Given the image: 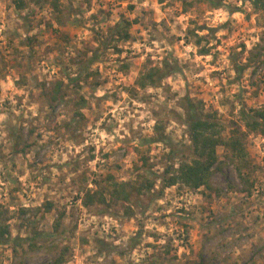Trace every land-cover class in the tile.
<instances>
[{
    "label": "rangeland",
    "instance_id": "1",
    "mask_svg": "<svg viewBox=\"0 0 264 264\" xmlns=\"http://www.w3.org/2000/svg\"><path fill=\"white\" fill-rule=\"evenodd\" d=\"M18 1L0 0V220L11 231L0 264L62 252L64 264H264V134L246 140L251 189L226 146L221 196L158 178L191 158L187 98L225 137L247 130L243 107L264 109V14L251 0H60L61 12ZM127 21L130 39L118 38ZM166 61L179 70L141 88ZM147 179L153 189L130 202L111 192ZM88 192L109 203L87 207ZM36 234V245L13 240Z\"/></svg>",
    "mask_w": 264,
    "mask_h": 264
},
{
    "label": "trees",
    "instance_id": "2",
    "mask_svg": "<svg viewBox=\"0 0 264 264\" xmlns=\"http://www.w3.org/2000/svg\"><path fill=\"white\" fill-rule=\"evenodd\" d=\"M160 1L163 2L164 0ZM59 2L60 0H51V3L56 10L59 9ZM18 3L19 9L26 7L25 1L20 0ZM251 3L255 11L264 14V0H251ZM131 26L132 23L129 21L122 24V26H120L121 29L117 33L118 38L125 40L130 39L131 34L129 31ZM195 32V29L190 30V33L192 34H195ZM198 43H200V40ZM203 53H209V49H203ZM244 69L245 67L241 66L239 71L242 72ZM178 70V65L172 66L171 63L166 61L163 67H150L142 74L138 83L141 88H146L147 86H160L164 79L170 77ZM187 101V117L185 121L188 126V133L192 142V145L189 147L192 152V154H189L191 158L189 160L181 159L178 168H175L174 164L166 166L164 172L158 176V178L162 181V189L172 187L177 184H184L192 189L204 188L208 191V196H221L223 189L215 187L213 183V175L215 173L216 166L221 167L220 154L218 152V148L220 146H226L228 148L231 153L230 161L235 164L239 177L244 183L245 189H251L255 182L245 172V169L251 167L250 154L247 148L246 140L248 133L255 132L264 134V109H246L243 107L241 115L247 130L244 131L241 126L237 125L232 134L229 137H225L223 135L224 128L219 122L201 115V113L197 111V105L190 98H187ZM155 141H166V134H159L158 138H155ZM179 153L180 151H176L175 149L171 150L170 159L172 160L176 154L178 155ZM154 185L155 181L150 179L146 180L145 186L142 185L137 188L132 186L129 182H121L115 183L111 192L116 199L130 202L135 196L134 193L136 190L139 193H141L144 189L146 191H151ZM163 191L164 190H161L160 193H163ZM84 201V204L87 207L91 206L95 202L100 204L109 203V200L104 192H88ZM52 207L53 202H48V210ZM131 211V207H128V213ZM62 218L63 216L58 219L55 226L56 230H59ZM38 235L41 234H36L27 238L19 235L13 240L18 242L28 241L31 245H36L34 241ZM44 235L45 234H43V236ZM10 241V227L6 222H2L0 220V244H6ZM64 261L65 252H62L61 255L54 261V264H64Z\"/></svg>",
    "mask_w": 264,
    "mask_h": 264
}]
</instances>
